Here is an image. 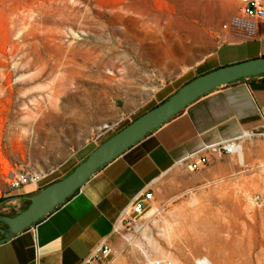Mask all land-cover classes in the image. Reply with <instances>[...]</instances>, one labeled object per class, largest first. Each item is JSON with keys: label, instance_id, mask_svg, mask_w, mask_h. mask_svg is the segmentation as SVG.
Returning a JSON list of instances; mask_svg holds the SVG:
<instances>
[{"label": "rangeland", "instance_id": "374dc122", "mask_svg": "<svg viewBox=\"0 0 264 264\" xmlns=\"http://www.w3.org/2000/svg\"><path fill=\"white\" fill-rule=\"evenodd\" d=\"M134 3L0 0L2 183L10 169L2 154L19 151V140L34 134L39 114H63L72 125L94 131L109 117L126 112L120 119L143 103L147 96L131 97L144 80L161 85L168 80L158 76L150 56L158 42L151 38L156 27L141 24ZM11 66L20 78L16 85L8 82ZM242 146V156H218L215 168L207 164L194 172L186 167L162 177L140 220L141 233L116 235L111 257L119 264H139V242L153 257L171 255L174 264H195L199 257L213 264H264V136L245 139ZM22 207L2 212L12 215ZM144 234L160 248L152 249Z\"/></svg>", "mask_w": 264, "mask_h": 264}, {"label": "crops", "instance_id": "0c3cea01", "mask_svg": "<svg viewBox=\"0 0 264 264\" xmlns=\"http://www.w3.org/2000/svg\"><path fill=\"white\" fill-rule=\"evenodd\" d=\"M247 1L135 0V15L140 16L141 24L156 27L151 38L158 42L150 56L158 76H168V80L132 113L120 118L124 120L120 129L195 77L264 56V22L252 38L222 29ZM260 110L264 111V74L240 78L198 97L99 168L52 212L0 242V264H82L106 239L114 249V227L123 208L148 190L155 199L158 181L186 168L181 160L191 152L259 128L264 123ZM125 113L100 124L116 121ZM4 115L0 113V118ZM129 117L133 118L127 122ZM67 118L59 113L39 114L34 134L23 135L17 153L1 152L9 167L27 161L47 170L48 175L37 186L27 184L16 190L0 181V212L24 206L27 196L66 176L101 144L90 141L93 126L72 125ZM206 155L215 168L219 155ZM109 264L119 263L113 259Z\"/></svg>", "mask_w": 264, "mask_h": 264}, {"label": "water", "instance_id": "95a60500", "mask_svg": "<svg viewBox=\"0 0 264 264\" xmlns=\"http://www.w3.org/2000/svg\"><path fill=\"white\" fill-rule=\"evenodd\" d=\"M264 74V56L221 66L180 87L168 99L144 112L99 144L63 178L27 196L29 204L14 215L0 212V242L35 224L73 194L92 174L158 128L186 105L210 90L240 78Z\"/></svg>", "mask_w": 264, "mask_h": 264}, {"label": "built area", "instance_id": "2783aa9c", "mask_svg": "<svg viewBox=\"0 0 264 264\" xmlns=\"http://www.w3.org/2000/svg\"><path fill=\"white\" fill-rule=\"evenodd\" d=\"M262 22H264V3L261 0H248L238 14L231 16L222 24V29L227 32L229 31L247 38H252L256 34L258 25ZM8 69H11V75L9 76L8 82L10 85H16L20 81L19 75H17V67L11 66ZM3 79L4 76L1 75L0 82H2ZM159 86H161V83H157L156 79L151 78L150 80H144L142 82L141 90L131 98L135 101H142L147 96V99L148 96ZM0 97H2V92H0ZM260 114L264 122V111L260 110ZM123 122L124 120L118 119L113 122L103 123L99 129L93 131L92 141L96 144L102 142L110 134L120 129ZM255 136H264V123L255 130L244 131L237 139L205 145L199 150L188 154L183 160H181V163H183L190 171L196 172L208 164L209 160L206 155L208 152L215 153L219 156H242L243 140ZM18 139L21 138L18 137ZM19 141L21 142V140ZM47 175V170L31 166L29 162L24 161L10 166V169L6 174V184L10 190L19 189L27 184L37 186ZM153 196L154 193L152 190L138 194L128 206L120 211L114 227L115 237L116 235L121 237H124V235L135 237L136 234L141 233L144 225L140 220L143 215L146 214V210L151 207ZM254 200L258 201V197H254ZM112 253V243L107 239L102 240L100 244L91 250L88 256L83 260L82 264H109ZM139 264H174V261L167 257L144 255L142 256L141 261H139ZM195 264L212 263L205 257H199L198 260L195 261Z\"/></svg>", "mask_w": 264, "mask_h": 264}, {"label": "bare ground", "instance_id": "6f19581e", "mask_svg": "<svg viewBox=\"0 0 264 264\" xmlns=\"http://www.w3.org/2000/svg\"><path fill=\"white\" fill-rule=\"evenodd\" d=\"M101 127V126H100ZM100 127H97V129H99ZM241 156V155H240ZM240 162V164L242 163V160H240L239 161ZM250 200H251V197L249 198ZM171 229H172V227L171 226H169V227H166V229L164 230V233L165 234H167V235H170L169 233H170V231H171ZM145 231V230H144ZM146 232V231H145ZM144 232V233H145ZM146 234V233H145ZM144 234V235H145ZM145 237H146V239L148 240V242H149V244L151 245V247H152V249H154V250H158L159 248H160V246H159V244H158V242L152 237V236H147V235H145ZM136 246L138 247V249H139V251H140V255H141V257L142 256H149L150 254L148 253V251L147 250H145L144 248H143V245H142V243H139V242H137L136 243ZM181 249V248H180ZM160 251V250H159ZM162 252V251H161ZM182 254L183 255H185V252H184V250H183V252H182ZM162 255H163V257H169V258H171V259H174L171 255L170 256H165L164 255V253L162 252ZM169 255V254H168ZM206 258V257H205ZM208 259V258H207ZM175 260V259H174ZM198 260V259H197ZM208 260H210V259H208ZM211 261V260H210ZM176 263L177 264H186L185 262H180V261H178V260H176ZM211 263H212V261H211ZM213 264V263H212Z\"/></svg>", "mask_w": 264, "mask_h": 264}, {"label": "trees", "instance_id": "16d2710c", "mask_svg": "<svg viewBox=\"0 0 264 264\" xmlns=\"http://www.w3.org/2000/svg\"><path fill=\"white\" fill-rule=\"evenodd\" d=\"M142 114H143V113H142ZM140 115H141V114H140ZM140 115L135 116V117L133 118V120L136 119L137 117H139ZM133 120H132V121H133ZM127 124H128V123H127ZM127 124H126V125H127ZM112 135H113V134H112ZM112 135H110V136H112ZM110 136H108L106 139H108ZM106 139H104L103 141H105ZM103 141H102V142H103ZM102 142H101V143H102ZM77 190H78V189H77ZM77 190H76V191H77ZM76 191H75V192H76ZM75 192H74V193H75ZM74 193H73V194H74ZM73 194H71L69 197H71ZM69 197H67V199H68ZM28 204H29V201H27V203H26V204L20 209V211L23 210ZM20 211H18V212H20ZM18 212L14 213V214H17ZM14 214H12V215H14Z\"/></svg>", "mask_w": 264, "mask_h": 264}, {"label": "flooded vegetation", "instance_id": "af4514ba", "mask_svg": "<svg viewBox=\"0 0 264 264\" xmlns=\"http://www.w3.org/2000/svg\"><path fill=\"white\" fill-rule=\"evenodd\" d=\"M0 227H5L4 225H0Z\"/></svg>", "mask_w": 264, "mask_h": 264}]
</instances>
